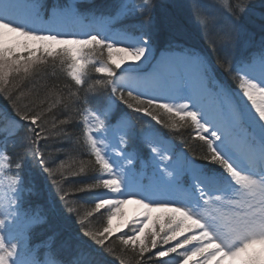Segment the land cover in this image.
I'll return each instance as SVG.
<instances>
[{
	"label": "snow or ice",
	"instance_id": "6c2138e0",
	"mask_svg": "<svg viewBox=\"0 0 264 264\" xmlns=\"http://www.w3.org/2000/svg\"><path fill=\"white\" fill-rule=\"evenodd\" d=\"M112 7L115 15L92 17L73 6L54 8L45 19L40 0H0V93L11 105L0 108V264H113L107 260L115 253L109 238L130 225L131 234L118 239L134 250L139 243L138 264H144L146 253L157 257L158 264L170 254H177L182 264L193 258V264H264V38L259 49L252 47L245 22L250 0H228L220 8L223 20L203 12L199 3L195 6L198 25L217 29L221 46L232 49L220 67L234 74L239 103L216 79L207 55L179 46L154 55L153 39L161 27L156 0H116ZM121 20L129 23L112 27ZM261 28L264 36V24ZM209 40L215 51L217 39L209 33ZM57 59L70 61L67 74L77 91L87 84L89 65L106 77L88 86L78 109L84 119L77 143L83 140L95 158L94 164L81 161L79 173L96 174L72 190L64 187L65 172L78 173L63 160L57 165L61 158L41 148V140L47 148L53 135L69 139L62 126H72L71 117L59 120L61 127L54 122L53 133L46 116L54 115L59 101L46 109L43 103H19L24 81L49 62L54 68ZM102 90L110 93L106 99ZM68 92L80 100L71 87ZM94 100L97 106L91 107ZM117 101L163 128L169 125L159 118L161 110L190 120L205 154L190 158L153 129L141 141L147 150L143 164L150 172L138 169L140 153L128 151L135 135L131 118ZM9 140L17 152L7 151ZM29 154L52 179L58 204L26 206ZM95 190L104 191L96 193L93 209L81 215L70 195ZM129 204L141 209L131 220L124 212ZM101 210L108 211L107 226L94 230L88 218ZM57 213L77 226L43 231ZM115 218L121 223L113 225ZM158 240L177 243L152 252Z\"/></svg>",
	"mask_w": 264,
	"mask_h": 264
},
{
	"label": "trees",
	"instance_id": "16d2710c",
	"mask_svg": "<svg viewBox=\"0 0 264 264\" xmlns=\"http://www.w3.org/2000/svg\"><path fill=\"white\" fill-rule=\"evenodd\" d=\"M88 0L89 4L82 2L79 4V11L84 13H89V11H93L96 15H104V13L110 14L109 9L111 7V2L108 4L105 3V0H99L102 3L98 5H94L96 0ZM87 2V3H88ZM252 5V10L249 17L246 18V25L248 31L253 35L252 47L259 49L261 39L264 38L262 36V24H264V19H262V14H264V0H250ZM105 3V4H104ZM86 4V5H85ZM166 12L164 16H169L176 19L175 14L178 13L181 18L177 19L182 21L190 30V26L193 23V19L191 18L189 12L187 10H191V7H186L185 4H188V1L183 2L182 0H166L163 2ZM87 5H91L87 7ZM159 13V11L157 10ZM164 13V11L162 12ZM157 19L162 15L156 14ZM217 20H223V18ZM178 22V21H177ZM176 24V22H174ZM122 24V23H121ZM120 24V25H121ZM127 24V22H126ZM163 31V30H162ZM159 32L157 37H154L155 40L159 42L162 39L163 32ZM188 31V30H187ZM217 29H210L209 32L206 31L199 33V37H190L187 35L192 41H198L200 44V48L211 60L213 67L216 69L215 74L217 73L219 79L220 75H223L232 88L237 86V81L233 79V75L228 74L223 71L220 67V63L224 59H228L232 57V49L228 47H222L218 38L217 44L214 46L209 40V33L216 32ZM189 32V31H188ZM216 38V34L212 36V39ZM154 42V41H153ZM230 54V56H229ZM69 61L66 60H56L55 67L53 68L51 64L45 65L44 70L39 73H34L31 77L24 81L21 86V90L24 92V96L20 98V106L23 107L25 105H31L35 103L36 105H40L43 103V107L46 109L49 104H52L55 101H59L56 103V106L52 109V113L54 115H47V128L54 133V129H52V124L55 122L57 127H61L59 125V120L68 119L71 117L72 126L63 125L69 139H57L54 135L48 141V147H44V141L41 140V148L46 154L52 152L53 155L59 156L61 159L57 160V165L63 160L66 165H71V171H75L78 173L76 176H72L69 171L65 172V180L64 187L66 189H74L75 187H84L86 183L92 182L91 177L96 173L91 171H86L84 173H79V166L81 161L87 163L88 161H92L94 164V156L91 154L90 149L87 144L80 140L77 143V140L80 138V134L83 129V115L78 109L81 107V102L87 91L89 85L93 84L97 78L96 76H92L91 72H89L90 79L86 85L83 86L79 91H77L76 87H73V81L70 78L66 77V69L69 66ZM71 87L73 92H77V96L80 97V100H76L74 97L69 96L68 89ZM91 97L92 93H88ZM108 91L102 90V97L107 98ZM121 103V102H119ZM0 105L2 107L11 108L10 102H3L0 99ZM66 105H68L66 107ZM121 105V104H120ZM95 100L93 101L91 107H96ZM121 111L127 112V115L131 118L132 128L135 133L134 136L138 134H143L147 130L153 128L168 138L170 141L177 143L179 146L183 147L187 154L192 158H199L203 156L206 152V148L204 144L195 139V129L192 125L188 126L183 121H178L173 115H170L163 110L158 113L159 118L169 125L168 128H163L160 125H154L153 121L150 118L143 117L140 114L128 112L125 105L120 107ZM174 119V120H173ZM173 121L176 122V126L171 127ZM183 122V123H181ZM149 123V124H148ZM27 126V124H25ZM23 135V131L20 133ZM141 138V137H140ZM56 145L55 148L52 145ZM129 145L131 149H139L140 145L138 140H129ZM19 149L13 146V142L11 140L7 143V151L9 153H15ZM200 163H205L200 160ZM98 168V166H97ZM24 177H25V185H26V194L30 193L26 200V206L28 204L36 205V201L39 200L41 205L47 208L50 205L58 204V196L60 195L56 191V187L52 182L50 177H47L39 168L36 161L33 160L29 154L27 157L25 167H24ZM102 192V190H95L93 192L85 191L82 193H75L70 195V199H72L75 207L78 209L81 215L84 213L91 211L94 207V201L96 199V193ZM46 195V196H45ZM49 195V196H48ZM49 197L51 199V203H49ZM36 200V201H35ZM101 213H93L92 217L88 218V222L90 227L95 229L102 230L103 227L107 226V210H101ZM77 225L70 219H67L59 213L53 216L52 222L47 226V228L43 231H53V230H73ZM40 231V230H37ZM42 234V233H41ZM119 236H113L109 238L110 247L115 250L114 255L107 256V260L113 262V264H138L140 257L138 256V248L135 246V250L133 246H125L118 239ZM33 243H36V237H33ZM156 250H152L155 252ZM151 256V253L145 254L144 264H158V259L154 256H151V259L148 257ZM162 260V259H161ZM163 264H165L163 260Z\"/></svg>",
	"mask_w": 264,
	"mask_h": 264
},
{
	"label": "rangeland",
	"instance_id": "374dc122",
	"mask_svg": "<svg viewBox=\"0 0 264 264\" xmlns=\"http://www.w3.org/2000/svg\"><path fill=\"white\" fill-rule=\"evenodd\" d=\"M104 1V0H103ZM111 7L109 9V13L110 14H107V15H115V9L112 7L115 3H116V0H105V3H109L111 2ZM166 1V0H156L157 4H158V8L157 10L159 11L156 12V14H160L162 15L160 18H158V20L161 22V27L159 28L157 34L154 36V37H157L158 36V33L163 32V36H162V39L159 40V42L157 40H155V38L153 39V53L155 56L159 57L161 54L164 53V51L169 48L170 46L171 47H184V48H190V49H193V50H197L199 51L200 53L206 55V53L203 52V50L200 48V44L198 43V41H192L187 35H189L190 37L194 36V37H199V33H202V32H205L208 31L212 28H209L207 30L203 29L201 26L198 25L197 23V18H196V15H195V6L197 3H199V5L201 6V10L205 13H211L212 15H214L215 17H217L218 19L220 18H223V14L222 12L220 11V8L226 3L228 2V0H182L183 2H186L188 1V4H185L186 7H191L192 9L191 10H187V12H189L188 14H190V16H192L191 18L193 19L192 21V25H189L190 26V30L188 28H186L187 26L180 20H177L180 17V15L178 13L175 14L176 16V19H174L173 17L170 19L169 16H164L165 12H166V9L164 7V4L163 2ZM170 1V0H168ZM174 1V0H173ZM82 2H85L86 4H89L88 0H40V4L42 5V9H41V12H42V15L44 16L45 19H47L51 13H52V10L54 8H64V7H68V6H73L75 7L78 11L80 9L79 8V4H81ZM88 2V3H87ZM92 2V0L90 1V3ZM135 2H139V0H135ZM102 2L99 1V0H96L95 3L93 4L94 5H98V4H101ZM104 3V4H105ZM85 4V5H86ZM91 5H87V7H89ZM164 11V13H162ZM93 16H99V15H96L94 14ZM178 21V22H177ZM127 24L129 23L128 20H121L119 21L118 23L116 24H113L112 27L113 28H118L117 26H119L121 23H126ZM176 22V24L174 23ZM189 32H188V31ZM160 34V33H159ZM207 34V33H206ZM215 35L214 32H212V36ZM218 37L216 36L215 39H217ZM177 39L180 41L179 45H177ZM244 54L246 55L247 52L245 51ZM237 55H239V53H237ZM230 56V54H229ZM59 60V59H57ZM62 60V59H61ZM49 61H51V58H49ZM63 61V60H62ZM70 62V61H69ZM93 63H96L97 66H98V63L97 61L93 58ZM48 64H51V62H49ZM69 66L67 67L66 69V77L70 78L68 76V71H69ZM89 72H91V75L92 76H96L97 78H100V79H104L106 77H104L102 74H99V73H96L94 71V68L91 67V65H89ZM89 72H88V80L87 82L89 81L90 79V76H89ZM222 79H225V77L223 75H221ZM217 79V77H216ZM71 80V78H70ZM218 80V79H217ZM25 81H28L27 79ZM219 81V80H218ZM223 86L225 85L224 82L222 81H219ZM74 83V82H73ZM238 84V82H237ZM22 86V85H21ZM225 87V86H224ZM227 88V87H225ZM228 89V88H227ZM234 93H235V100L237 103H239V92H238V87L236 86V89L235 90H232ZM108 95H110V93L108 92ZM0 99L4 102H7V98L3 96L2 93H0ZM121 105H123L122 103H120ZM117 105H119V101H117ZM2 106H0L1 108ZM120 108V106H119ZM128 112H132L131 110H127ZM135 114V112H133ZM129 116V115H128ZM176 120L179 121V118L178 117H175ZM174 120V119H173ZM183 122H186L185 124L190 126L191 125V122L190 120H186V121H183ZM181 122V123H183ZM149 124V123H148ZM153 124H155V122L153 121ZM153 128L149 129L146 131V133L152 131ZM144 134H138L137 136H132V138L130 140H139L140 137H142ZM143 138V137H142ZM167 139V138H166ZM142 140V139H141ZM202 142V141H201ZM172 145L174 146V148L178 151H183V149H181V146H179L177 143L175 142H172ZM203 143V142H202ZM4 144V141L2 139H0V145H3ZM128 151H131V147L128 143ZM185 152V151H183ZM188 152V151H187ZM186 152V153H187ZM109 154L111 155V149H109ZM141 156V155H140ZM190 157V156H189ZM145 157H142L141 156V159L137 161V168L140 169V170H145L147 172H150V169H145V166L143 164V159ZM191 158V157H190ZM40 168V167H39ZM183 183L186 185L188 183V177H184L183 178ZM104 190H102L103 192ZM46 196V195H45ZM49 196V195H48ZM106 198H122V197H112L111 195L107 196ZM40 200V199H39ZM39 200H35L36 201V205H41L42 203H40ZM49 203H51V199L49 197ZM124 212L126 214V211L124 209ZM157 215H161V213H153V216H157ZM135 215L131 216V217H128L127 215L125 216L126 219H129L131 220ZM118 223H121V220L120 218H115L113 220V225H116ZM132 227V225L129 226V228H123L121 230V232L119 233H116L114 234V236H120V235H123L125 232H128L129 234H131L130 232V228ZM188 233H186L185 235H187ZM163 235V233H162ZM183 239V237H179L178 240H181ZM175 243H177V241H172L170 242L168 245H162V242L158 240V248L157 249H152L153 251L154 250H158L159 248L163 247L164 249H167L171 246H174ZM137 247H139V243L137 242ZM186 247H191V246H186ZM155 257V256H154ZM156 259H158L157 257H155ZM159 259H162L164 260L165 264H182V259H180L177 254H170L169 257H165V258H159ZM196 258H193V261L195 260ZM193 261H190L189 264H193Z\"/></svg>",
	"mask_w": 264,
	"mask_h": 264
},
{
	"label": "bare ground",
	"instance_id": "6f19581e",
	"mask_svg": "<svg viewBox=\"0 0 264 264\" xmlns=\"http://www.w3.org/2000/svg\"><path fill=\"white\" fill-rule=\"evenodd\" d=\"M124 209H125L126 215L128 217H131L133 215H136L139 211H141V209L139 208V206L138 205H135V204L126 205V206H124Z\"/></svg>",
	"mask_w": 264,
	"mask_h": 264
}]
</instances>
